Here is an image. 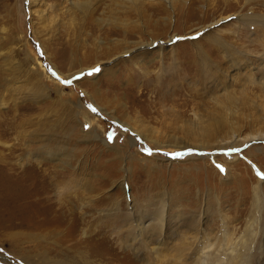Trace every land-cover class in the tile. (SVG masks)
<instances>
[{
    "label": "rangeland",
    "instance_id": "374dc122",
    "mask_svg": "<svg viewBox=\"0 0 264 264\" xmlns=\"http://www.w3.org/2000/svg\"><path fill=\"white\" fill-rule=\"evenodd\" d=\"M71 1L88 0H0V191H23L21 204L14 203L13 196L6 195L3 199L0 195V264H30L24 257L37 259L45 247L54 255L58 252L54 240L46 244L44 240L31 241L27 235L20 234L12 242L13 231L39 232L38 223L33 221L15 228L29 216L31 220L46 219L54 227L60 226L65 239L66 234H71L67 240L56 239L63 247H74L76 240L85 241L82 232L86 222L94 227L99 215H87L82 220L80 210L74 213L68 205L57 203L53 190L54 181L69 182L75 178V170L87 174L96 187L103 188L102 192H107L111 184L116 185L114 192L123 202L125 198L127 201L134 198L145 207L165 188L174 200H179L184 217L196 218L198 213L215 207L213 211L210 209L212 220L209 218L206 224L213 233L209 252L215 251V254L221 252L225 234L239 239L245 233L249 217L255 214L253 191L260 185L263 202L260 218H255L259 231L254 241L257 239L263 244L264 141L205 149L203 155L207 158L200 159L197 153L201 152H197L190 160V153L185 149H161L137 134V143L132 148L127 140L133 133L126 136L128 128L123 122L133 126L140 123L141 129L144 125L154 126L161 133L157 138L168 142L170 135L196 139L185 129L189 127L185 122H191L195 112L203 113L205 108L210 113H219L222 108L216 98L226 102V93L242 100L245 114L255 112V108L248 106L251 99L261 102L260 97H264L260 84L254 82L264 76V62L258 58L264 52V0H189V7L176 5L174 10L169 7L163 10L161 6L157 10L149 9L142 16L130 0H90L87 15ZM253 17L257 22L252 26L244 21ZM140 22L146 29L142 30ZM171 35L175 37L169 43ZM151 39L168 44H163L162 52L148 48L142 55L139 46L143 43H140ZM127 41L138 42L130 43L134 47L132 52H125L123 48L128 45ZM244 52L252 62L239 66L237 63L247 59ZM206 57L218 65L216 72H209L207 76H219L220 82L215 85L196 72ZM174 60L178 62L176 65ZM173 65L180 67L181 75L175 77L171 95L161 99L159 76L165 72L164 68ZM166 74L169 75L165 72L164 78H168ZM94 81H98L95 86ZM243 84L245 91H242ZM139 89L144 92L142 96ZM88 93H100L99 104L104 107L108 104L105 96L113 99V107L107 106L111 110L117 108L115 117L101 110L99 116H94L91 111L96 108ZM122 97L129 108L126 111L116 101L120 102ZM77 104L83 107H75ZM164 105L173 107L181 119L172 118ZM139 111L145 123L138 120ZM88 118L93 123L96 120L93 128ZM179 123L184 128H177ZM228 128L225 125L223 131L226 141L230 139ZM94 130L108 145L94 138ZM250 131L246 122L241 124L242 137ZM116 148L124 155H118ZM48 150L52 152L48 154ZM177 153L180 155H174ZM131 155L137 159L130 161ZM157 155L181 161H158ZM39 157L44 160H38ZM58 157L61 161L55 160ZM141 157H146V161H141ZM258 179L263 182L258 183ZM123 182L127 183L125 192ZM100 199L93 202L98 207L96 210L102 207ZM76 204L80 206L78 201ZM30 224L37 228H29ZM102 229L90 237L91 245L96 244V248L90 245L94 250L89 259L95 264H146L131 251L119 249L109 236L102 237ZM73 254L80 259L75 251ZM155 264H164L162 258Z\"/></svg>",
    "mask_w": 264,
    "mask_h": 264
},
{
    "label": "bare ground",
    "instance_id": "6f19581e",
    "mask_svg": "<svg viewBox=\"0 0 264 264\" xmlns=\"http://www.w3.org/2000/svg\"><path fill=\"white\" fill-rule=\"evenodd\" d=\"M130 1H131L132 7H134V10H136V12L140 16L144 15V13H147V12L149 13V9L157 10V9H160L161 6L163 7L162 8L163 10H165L166 7H169L170 9L174 10L176 8V5L177 7H180L181 5H183V8L185 7L186 4L187 6L190 5V3L188 2L189 0H163L164 3L161 0H130ZM72 4L75 7H78V9H80L84 13V15H87L88 10L91 8L90 0L78 1V2L73 1ZM239 18L241 19L242 17L240 16ZM140 19L141 18L139 17L138 21H140ZM167 19L172 21V18H167ZM244 21H246L247 24L249 25L251 24L254 25L253 23L257 22L254 20V17L246 19ZM125 26L127 27L126 24ZM138 26H140V24H138ZM146 27L147 26L144 24L142 30L146 29ZM126 32L127 30L125 29L124 33ZM174 37H175L174 35H171L169 37L170 38L169 43L173 42ZM97 40L99 43H102L100 39H97ZM130 43L138 44V42H130ZM130 43L127 41L128 45L123 47L124 49H126L125 52H132L134 47L132 48V46H129L131 45ZM140 44L142 45L139 46L140 47L139 50L142 51L141 53L143 55L144 53H146L145 50L146 49L148 50V48L150 49L156 48L159 52H162L164 48L163 44H168V42L162 41V43L161 42L157 43V40L151 39L148 42H145V43L141 42ZM245 53L246 52H244L243 54L247 56V59L244 58L243 62H241L240 64L237 63L239 66L243 64H245L246 66V64H249L250 62H252L251 60H249L250 57H248V55ZM262 54L263 55L261 56L263 57H258L260 58L261 63L264 62V52ZM177 63H178L177 60H174V65H176ZM135 65H139L138 62H136ZM174 65L171 68H164V71L169 74V75L166 74L168 78L167 77L164 78L165 76L163 77V75H165V72L161 73L160 76L158 75L159 73L157 74L160 79L159 83H161L160 88L158 89L159 94L161 95V99L166 97L167 95H171V93L173 92L172 83H174L176 76L181 75L182 71L180 67H176ZM199 66L201 68L200 67L196 68V72L201 73V76L206 77V78L209 72L211 73L216 72V69L218 67V65H216L215 62L213 63L209 62L208 57L202 58V64ZM81 71H83V68L81 69ZM218 78L219 76L216 77L215 75L214 76L211 75L207 78V80L208 82H213L215 85L217 82H220V81H217ZM113 80H110V81H113ZM255 81H257V83L260 84V87L262 88L263 93H264V76L260 77L259 81L258 79L257 80L255 79L254 82ZM130 82L133 85H135V80L131 79V77H130ZM97 83L98 81H94L93 86H95ZM141 87L142 85H140V88ZM242 91H245V84H243ZM95 92L97 93V91ZM143 93L144 92L139 89V94L141 96L143 95ZM46 94L47 93H44V95ZM88 94L93 101V105H95L93 107H95L98 111V112L96 111L97 112L96 114L93 110L91 111V110L86 109L88 110V112L91 111V113H93V115L97 117L100 114L99 110L103 112L107 111L112 117H115L114 114L117 108L116 109L113 108L112 110L110 109L113 107L112 105H114L112 101L113 99L111 98L107 99L108 96H105L106 97L105 99L107 101L106 103H108L107 105L110 104L112 107L107 106V105H105L104 107L102 103L99 104L100 97L98 98V95L100 93L97 95L94 94L95 96L93 95V93H88ZM116 97H118V95ZM124 97L121 98L120 102L119 100H116V101L118 102V104H120L123 107L122 110L126 111L129 108L127 106V103L123 101ZM224 97H226V102H223L219 98H216V100L218 101V103L217 102L216 103L219 104V106H221L222 108L219 113L217 114L210 113L205 108L203 113L195 112V117L191 120V122L190 121L185 122L186 125L187 124L189 125V127L185 129L187 130L188 133L195 136L196 139L195 138L190 139V140L185 139L186 140L185 141L179 136L176 137L174 135H170L169 137L172 140L169 139L168 142L162 141L161 139L157 138V137H161L159 136L161 135V133L157 128H154V126L147 127L146 125H144V128L142 127L141 129L140 123H138L136 126H133L131 123L123 122V124L128 128V131H126L127 133H125L126 136L128 133L130 134V132L133 133V136L128 135V140H127L128 145L133 148L137 143L136 136L139 135V137L144 138V140L146 139L150 143H153L155 147H158L161 149L168 148V147H174L178 150L185 149L187 152L190 153L188 158L191 160V159H194V155L197 152H201V154L197 153L200 159L207 158L208 156L203 155V150L205 149L206 150L209 148L225 149L227 148L229 144L232 145L231 147H237L238 145L244 142L264 141V97H260L261 102L259 101L255 102L252 99H251V102L249 101L251 103L249 105H248L249 102L248 103L245 102L248 106L250 107L252 106L253 108H255V112H249L250 114L248 115L245 114V110L243 106H241L243 102L239 97L236 98L234 95L230 93L229 94L226 93ZM2 104H3V101H2ZM75 107L77 108L79 107L80 109L81 107H83V105L77 104ZM163 107H165L166 109L170 111V116L172 118L173 117L180 118V115L173 107H166L165 105ZM138 117H137L138 120H140L142 123H145V119L143 118V115L141 114L140 111L138 113ZM77 118L78 116L76 114V119ZM244 122H246L247 125L251 127V131L250 133H247V135L242 137V135L239 132V129L241 128V124ZM89 123H91L92 125L91 128H93L94 123L92 121H90ZM225 125L229 127L227 133L230 135L229 136L230 139L228 141H226L227 140V138L225 137L226 134L223 135ZM177 128H184V125H181L179 123ZM94 132H95L94 138L99 139L103 141V144L108 145V142L105 139H103L102 136L96 130H94ZM90 134H92V132H90ZM116 149H117L116 151L118 155H124L120 151V149L118 148ZM258 151L259 152L261 151V147L258 148ZM51 152L52 150L47 151L48 154ZM120 158L122 159L121 156ZM135 158H136L135 155H131L129 157L130 161L135 160ZM42 159H43L42 157L38 158V160H42ZM60 159L61 158L59 157L58 159L55 158V160L61 161ZM156 159H158V161L167 160V162H171V163L181 161L178 158H171V157L167 158V157H163L160 155ZM140 160L146 161V157H141ZM228 175L233 176L232 173L231 174L229 173ZM74 177L75 178L70 179L69 182L68 181H60V182L54 181L53 184L56 188L53 190H55L57 203L60 206L68 205L69 211H73L74 213L78 212L76 210H80L79 213L81 214L82 220H85L87 215L93 217L94 215L98 214L99 222H97V224H95L94 227L90 224V222L89 223L86 222V225L84 226L83 232H82V235L85 238L84 242L76 240L74 247H71V246L63 247L60 240L62 241L63 239H65L64 230H62L60 226L54 227L52 222L47 221L46 219L45 220L44 219L43 220H31L30 216L25 218V220L18 223L16 227L15 226L13 227L20 228V227L26 226L27 222L30 223V221H33L35 223H38V226L40 228L39 232L38 233H34L32 231L30 232L28 231V233H23V232L19 233V231L18 232L13 231L11 233L9 232L12 236L11 237L12 240L14 239V237H16V235L18 237L20 234H24V236L27 235L28 239H30L31 241L38 242V241L44 240L46 244H48L49 241L54 240L55 241L54 244L57 246V250H58V252L54 255L53 252L49 250L50 248L45 247L44 251L37 256L38 257L37 259L36 258L31 259L29 256H25L24 258L27 263H30V264H95L92 260L89 259V255H91L90 254L91 250H94L92 247H95L96 244L91 245L90 240L92 236L94 237L93 234L99 231V229L101 230L102 228H104L102 229L103 231H101L102 237H104V234L105 236H109V238H112L113 241H115L118 244L119 249L121 248L122 250H125V251H131L135 255L136 259H139L140 262H145L146 264H155L157 259L159 260L160 258H162V262L164 264H264V242L263 244L261 243L259 244V241L257 239L254 241V238L258 236L257 231H259V228L256 223L258 221H256L257 219L255 220V218L256 217L260 218L259 211L261 210L260 207L263 202L262 192H261L262 188H260V185L256 186L253 191L254 192L253 207L255 209V214L249 217L247 221V227H246L245 233L243 235L241 234L240 236L242 237H239V239L229 237L227 234H225L223 237L225 240L224 245H222V249L220 248L221 252L218 251L219 253L215 254V251L212 253L209 252V247L211 244L210 240L212 238L211 236H213V233L208 231L206 227L207 226L206 224L208 223V219L210 218L209 217L210 209L211 211H213L212 208H215V207L211 206L210 209H207V211H202L200 212V214L198 213L199 216L196 218L184 217L183 212L182 210H180L181 208L179 207L181 205H178L179 200L178 201L174 200L172 193L167 191L165 188L162 192L158 194V198H155V200L147 203L145 207H142L140 203L136 201L137 199L135 200L134 198H130L129 201H127L126 198L124 202L120 201L118 198L119 194L116 195V193L114 192V187L116 185L111 184L109 186V189H107L108 190L107 192H104V191L102 192L101 189L103 188L100 189L99 187H96L94 183L87 177V174H85L84 172L75 170ZM235 177H236V174L234 173V178ZM262 182H263L262 179H258V183H262ZM125 184L127 183L125 182L121 183L123 187V192H125V188H126V187L124 188ZM10 193L12 195H10ZM22 194H23V191L19 189H6V190L0 191V195L3 199L6 198V195L13 196L12 201L17 204H21L22 201L20 200L23 197ZM93 197H97L98 199H95ZM100 197H101L100 201L103 202L101 204L102 209L99 207L100 209L96 210L98 209V207L95 206L93 202H96L97 200H99ZM77 201L80 203V206L76 204ZM152 202H155V203H152ZM17 204L15 206H17ZM148 205L153 206L154 208H151ZM175 208H177V212L173 213V211H175ZM219 212L221 213V209L219 210ZM57 220L59 221L58 218L56 219V221ZM92 221H95V220H92ZM100 224L101 226H103L102 228L99 226ZM30 226H32V224L28 225V227L37 228V227H30ZM72 230L74 231V229ZM263 230H264V226H263ZM70 236L71 234L69 235L66 234L65 240L70 238ZM56 239H60L59 242ZM12 242H14V240ZM104 244H102V246ZM72 250H74L76 254H78L80 259H78L77 257H74V254H73L74 251ZM165 253L166 255H164Z\"/></svg>",
    "mask_w": 264,
    "mask_h": 264
},
{
    "label": "snow or ice",
    "instance_id": "6c2138e0",
    "mask_svg": "<svg viewBox=\"0 0 264 264\" xmlns=\"http://www.w3.org/2000/svg\"><path fill=\"white\" fill-rule=\"evenodd\" d=\"M98 69H96V70H94V71H97ZM65 83H70V81H66ZM93 111H96V109H92ZM109 139L111 140L112 139V137H111V135L109 136ZM174 155H180L179 153H177V154H174ZM262 179H264V176H262L261 177Z\"/></svg>",
    "mask_w": 264,
    "mask_h": 264
}]
</instances>
